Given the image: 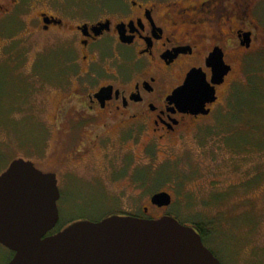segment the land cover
Returning a JSON list of instances; mask_svg holds the SVG:
<instances>
[{"label":"flooded vegetation","instance_id":"1","mask_svg":"<svg viewBox=\"0 0 264 264\" xmlns=\"http://www.w3.org/2000/svg\"><path fill=\"white\" fill-rule=\"evenodd\" d=\"M24 1L29 43L58 55L54 70L60 77L51 73L43 80L57 85L45 92L62 97L47 127L60 136L56 151L71 166L57 165L61 178L25 161L56 176L58 208L74 180L108 196L138 162L139 204L116 216L161 219L151 211L168 207L153 204L156 194L142 208V156L151 148L157 154L223 106L236 66L251 64L264 47V0H0V24ZM215 57L230 68L220 84L213 83ZM191 72L214 88L215 100L205 104L208 115H194L172 100ZM99 168L103 173H94ZM58 226L46 237L57 234ZM190 227L202 237L200 228Z\"/></svg>","mask_w":264,"mask_h":264},{"label":"rangeland","instance_id":"2","mask_svg":"<svg viewBox=\"0 0 264 264\" xmlns=\"http://www.w3.org/2000/svg\"><path fill=\"white\" fill-rule=\"evenodd\" d=\"M28 10L24 1L0 24V174L23 159L63 178L57 165H71L60 160V136L47 127L62 97L45 92L57 85L43 82L53 73L60 77L54 70L58 55L29 43ZM232 81L222 93L223 106L209 119L164 143L157 154L151 148L142 156V208L150 196L166 192L172 205L151 211L153 217L202 228L205 247L221 264H264V47L251 64L236 66ZM138 164L126 169L122 185L108 189V196L89 191L88 183L71 182L62 191L58 230L129 214L122 210L139 204ZM12 255L0 244V264Z\"/></svg>","mask_w":264,"mask_h":264},{"label":"water","instance_id":"3","mask_svg":"<svg viewBox=\"0 0 264 264\" xmlns=\"http://www.w3.org/2000/svg\"><path fill=\"white\" fill-rule=\"evenodd\" d=\"M216 58L213 83L220 84L230 68ZM213 96L205 76L191 72L172 100L194 115H208L205 104ZM59 199L54 174L23 159L10 164L0 177V244L14 254L9 264H221L193 227L171 216L78 221L46 237L59 222ZM152 202L169 207L172 197L163 192Z\"/></svg>","mask_w":264,"mask_h":264},{"label":"trees","instance_id":"4","mask_svg":"<svg viewBox=\"0 0 264 264\" xmlns=\"http://www.w3.org/2000/svg\"><path fill=\"white\" fill-rule=\"evenodd\" d=\"M199 228V227H198ZM61 231V230H60ZM200 231L202 233V238L205 239V232L202 230V228H200Z\"/></svg>","mask_w":264,"mask_h":264}]
</instances>
